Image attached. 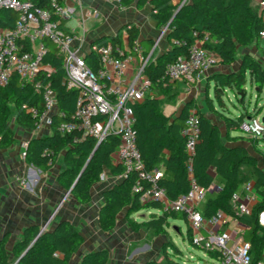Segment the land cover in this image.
Returning <instances> with one entry per match:
<instances>
[{"label": "trees", "instance_id": "trees-1", "mask_svg": "<svg viewBox=\"0 0 264 264\" xmlns=\"http://www.w3.org/2000/svg\"><path fill=\"white\" fill-rule=\"evenodd\" d=\"M32 1L40 8L50 7L48 0ZM135 1L138 7L149 5L158 28L168 29L167 42L170 47L147 64L144 74L150 81L149 93L142 102L131 104L135 117L136 142L146 169H164L159 185L166 189L169 200H175L190 191V156L182 129L189 111L196 109L201 132L191 156L194 180L207 191L214 185L215 175L224 181L216 196L206 201L204 216L211 217L218 211H223L228 217L237 219L247 227L245 238L251 242V255L253 262H256L261 259L264 248V231L256 220L257 213L264 209V135L259 138H239L250 142L254 148V156L242 146H227L224 139L230 138L231 130L240 131L245 119L257 116L260 109L255 108L250 112L245 108L239 115L229 117L218 111L206 95L210 112L226 127V135L223 137L220 128L198 109L195 102L188 103L178 117L166 116L163 107L174 101L178 94L176 83L170 82L165 76L166 65L186 56L190 47L197 40H203L206 34L211 39L203 43V46L214 51L219 56V64L223 66L235 63L240 48L254 45L262 50L260 33L263 23L258 4L254 0H191L178 5H174L172 0H121L120 4L126 6ZM16 19V12L1 9L0 29L13 28ZM63 22L62 20L61 26ZM138 37L139 30L132 26L128 31L131 46ZM45 43L48 52L43 65L48 66L50 72L48 77L42 72L39 78L49 83L54 90L57 109L51 118L50 134L29 141L27 158L38 169L47 171L62 157L65 168L59 175L61 186L67 191L71 190L79 204H87L91 201L93 186L100 181L105 171L116 177L124 172L123 167L113 161V155L120 144V135L108 134L98 144L94 138L82 137L77 131H59L60 123L73 120L78 92L65 85L66 73L56 45L49 40H45ZM107 43H111L113 55L125 56L120 36L109 42L97 41L92 46ZM117 50L123 51L124 55L121 56ZM85 62L95 72L102 67L101 58L94 51L86 54ZM211 79L215 81V89L221 88L224 92L230 90L238 97L242 92L246 94L248 85L262 92L264 66L253 55L246 54L236 72L230 75L214 73ZM215 97L220 106H223V98L217 90ZM244 98L242 105L245 103ZM29 109H36L41 113L42 95L36 90L34 82L23 81L14 74L5 86L0 87V149H7L15 142V134L10 126L14 113L19 126L29 130L36 128L37 118L33 117ZM103 118L107 117L102 116L101 119ZM45 149L52 151L53 155H43ZM248 181L254 183L261 201L254 207L251 216L239 215L234 209L232 197L240 184ZM133 182L134 177L129 175L104 192V204L99 212L101 229L105 232L114 229L118 215L125 211L128 225L134 231L143 230L157 236L166 234L169 219L178 218L179 214L156 213L161 204L154 201L142 203L140 195L131 190ZM140 211H147L148 217L138 222L131 215ZM187 239L191 243L190 229ZM7 240L8 236L0 240V264H70L84 237L69 221L64 220L51 230L41 231L36 226L26 229L22 239L14 244L11 256L6 250ZM169 247H173V253L168 252ZM180 254L181 251L169 243L163 249L162 261H149L146 264H182ZM210 255L213 259L217 257L216 254ZM108 259L106 250L92 251L83 255L80 264H107Z\"/></svg>", "mask_w": 264, "mask_h": 264}, {"label": "built area", "instance_id": "built-area-1", "mask_svg": "<svg viewBox=\"0 0 264 264\" xmlns=\"http://www.w3.org/2000/svg\"><path fill=\"white\" fill-rule=\"evenodd\" d=\"M48 1L49 9L36 6L32 0H0V10L6 8L17 13L13 28L0 29V87L5 86L14 74L23 81L34 82L43 102L41 113L36 109H29L33 117L37 118L35 129L50 127L52 115L57 109L56 96L50 84L39 77L42 72L49 76L50 68L43 65V59L48 52L45 40L53 42L62 57L66 87L78 92L73 120L60 123L59 131H77L82 137L89 136L97 142L111 133L120 135V144L113 159L124 169L121 179L129 175L134 177L131 190L140 195L142 203L159 202L161 213L184 215L191 230V244L207 254H216L214 260L219 264H264V248L261 259L253 262L252 245L245 238L247 227L240 224L233 231L222 230L219 227L225 224L226 217L223 211H218L211 217H205L199 211L200 202L205 198L207 190L195 182L191 165V156L201 132L196 110L189 111L182 129V135L186 138V150L190 156L188 174L191 189L186 195L169 200L166 189L159 185L163 171L146 169L136 142L135 117L131 104L142 102L150 87V81L144 74L149 62L143 56L142 46L138 40H134L124 57L113 55L111 43L93 45L88 52H81L74 44L84 42L85 30L66 32L61 26V21L73 13V8L65 5L66 0ZM115 1L120 3L121 0ZM185 2L186 0L181 4ZM257 4L263 23L260 37L264 54V0H258ZM210 39V35L206 34L203 40H197L190 47L186 56L168 63L165 70L167 79L187 85L200 82L203 76L219 64V56L203 46ZM91 51L98 53L101 58L102 67L97 72L91 70L85 62L86 54ZM119 53L124 55L123 51ZM136 56L141 60L137 76L142 81H134L126 86L113 83L109 67L117 75H123L128 68V61ZM102 116L107 118L101 119ZM257 116L248 117L241 124V130L249 137L259 138L264 135V122L261 123ZM28 149L29 141H24L21 152L23 159L27 158ZM43 155L52 156L53 152L45 149ZM245 191L252 194L247 198L254 202L255 207L260 200L253 184L246 183ZM232 203L239 215L253 214V208L241 202L238 192L233 195ZM234 220L238 222L237 219ZM256 220L264 231V209L257 213Z\"/></svg>", "mask_w": 264, "mask_h": 264}, {"label": "crops", "instance_id": "crops-1", "mask_svg": "<svg viewBox=\"0 0 264 264\" xmlns=\"http://www.w3.org/2000/svg\"><path fill=\"white\" fill-rule=\"evenodd\" d=\"M183 1L172 0V3L178 5ZM190 1L186 0V2ZM254 2L258 3V0H254ZM65 5L73 8V13L63 20V28L67 32H82L85 30L84 42L74 44V47L80 49L81 52H88L92 44L97 41L106 40L109 42L112 38L120 36L123 41V48L128 54L131 47L128 31L132 26L139 30V37L136 40L142 46L143 56L148 62L153 61L170 48L167 42L168 29L158 28L156 21L151 15V7L149 5L138 7L135 1L124 6L115 0H66ZM246 54L253 55L264 66L262 50L254 53L244 51L240 61L237 63V67L233 68L236 61L230 66L218 64L209 72L212 71L213 74H233L239 69L242 58ZM261 55L263 58L260 57ZM140 64L141 60L138 56L129 60L128 68L123 75H117L109 67L112 82L122 86L134 81L140 83L142 78L137 76ZM207 74L205 76L208 84L211 76ZM175 83L178 94L174 101L164 105L163 112L166 116L180 115L181 110L188 103L195 102V99H198L199 91L197 89L199 82L194 86L183 82ZM178 83H180V86ZM193 92H196L195 96ZM195 104L201 110L197 102ZM201 112L212 121L209 115L202 110ZM12 118L16 122L15 113ZM212 122L221 130L218 123ZM11 123L10 121V126L15 134V142L7 149H0V240L4 236H8L6 250L10 256L14 244L22 239L26 229L36 226L40 229L45 227V230H51L57 223L65 220L69 221L84 237L82 245L73 255L70 264H80L83 255L99 250L108 252L109 259L107 264L160 262L156 256L147 251L146 244L144 249L140 250L142 244L146 243L145 231H134L128 225L125 211L118 215L116 225L111 231L105 232L100 227L99 212L104 204L103 194L114 184L121 181L120 177L112 176L108 171H105L101 175L100 181L91 190V201L87 204H79L71 192L67 194V190L59 182L60 172L65 168L62 157L58 158L52 168L47 171L38 169L28 158L23 159L21 157L22 143L49 135L50 128L43 126L40 129L29 130L18 124L17 127H14ZM221 123L223 124L224 135H226V127L222 121ZM239 132L231 130L230 138L224 139L225 144L227 146H242L250 155L254 156V148L250 142L239 139L249 136L246 134L240 135ZM248 146L252 148V153L249 151ZM114 163L116 162L114 161ZM160 170L164 172L162 167H160ZM218 178L215 175L214 185L206 192L207 200L214 198L218 190L223 187L224 181L221 180L222 182L217 183ZM248 182L252 183L254 187L252 181ZM248 182L241 183L237 192L241 202L254 209V202L247 198L252 194H248L245 191V185ZM257 196L258 200L261 201L260 196L258 194ZM132 218L134 219V217ZM240 224L239 221L237 222L234 218L226 215L225 224L219 228L233 231ZM208 255L212 258L210 254Z\"/></svg>", "mask_w": 264, "mask_h": 264}, {"label": "rangeland", "instance_id": "rangeland-1", "mask_svg": "<svg viewBox=\"0 0 264 264\" xmlns=\"http://www.w3.org/2000/svg\"><path fill=\"white\" fill-rule=\"evenodd\" d=\"M244 51H248L250 53H254L258 50L254 45L247 47V48H240L239 54L237 56V60L233 68L237 67V63L240 61ZM263 58V56H260ZM213 72H209L207 75L211 76ZM206 76H203L199 82L198 86V99H195V102L201 107V110L204 111L209 117L212 119V121L218 123L221 127L222 136L224 137V128L221 121L214 116L207 104H206V95L211 99V102L214 103V107L218 111H222L226 116L229 117H235L239 115L242 111H245V108L249 109L250 112H253L256 109H260V112L258 113V119L262 123V117L264 116V88L262 89V92L257 91L254 87L247 86L246 94L244 95L245 103L242 105L240 103L241 98L235 95L232 91L228 90L225 95L222 96L224 105L220 106L217 98L215 97V81L213 79H210L208 81V84L206 83ZM206 84V85H205ZM180 86V83H178ZM196 85V84H194ZM193 85V86H194ZM196 92H193V95L195 96ZM11 124L14 127H17V123L14 121V119H11ZM264 125V123H263ZM240 135H245V132L240 130ZM249 151L252 153V148L248 146ZM255 154V152H254ZM222 179L219 177L217 179V183H219ZM222 182V181H221ZM207 198H205L200 202L199 205V211L202 212L204 205L207 201ZM156 213L160 214L161 212L156 210ZM142 215V217H141ZM131 217H134V219H137L138 221H141L142 218L148 217L147 211H140L137 213H133ZM169 226L167 228V232L164 235H154L151 232H145V238L146 243L142 244L141 249H144V246L146 244V248L148 252L156 256L158 260H163V249L165 246L169 245V243H172L174 247L181 251L182 254H180L182 264H219L218 261L212 259L207 253L202 251L201 249H198L194 247L189 240L187 239V232L190 229L187 225L186 220L184 219V216L182 214H179L178 218H170L169 219ZM169 253H173V247L168 248ZM175 253V251H174Z\"/></svg>", "mask_w": 264, "mask_h": 264}, {"label": "water", "instance_id": "water-1", "mask_svg": "<svg viewBox=\"0 0 264 264\" xmlns=\"http://www.w3.org/2000/svg\"><path fill=\"white\" fill-rule=\"evenodd\" d=\"M215 90H217V91L221 94V96L225 95L226 92H227V91H225V92L222 91L221 88H217V89H215ZM244 95H245V94H244L243 92L240 94V98H241L240 103H241V104H242V100H243V98H244ZM182 111H183V110H181V113H182ZM181 113H180V114H181ZM178 116H179V115H178ZM178 116H177V117H178ZM262 122H264V116L262 117ZM100 142H101V141H100ZM100 142H98V144H99ZM70 192H71V190L67 191V194L70 193ZM44 230H45V227H41V231H44Z\"/></svg>", "mask_w": 264, "mask_h": 264}]
</instances>
